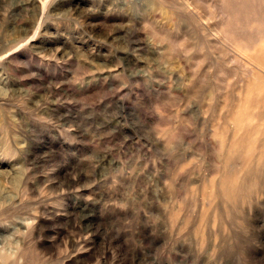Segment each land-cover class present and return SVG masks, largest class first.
<instances>
[{"label": "rangeland", "instance_id": "rangeland-1", "mask_svg": "<svg viewBox=\"0 0 264 264\" xmlns=\"http://www.w3.org/2000/svg\"><path fill=\"white\" fill-rule=\"evenodd\" d=\"M262 17L0 0V264H264Z\"/></svg>", "mask_w": 264, "mask_h": 264}, {"label": "bare ground", "instance_id": "bare-ground-1", "mask_svg": "<svg viewBox=\"0 0 264 264\" xmlns=\"http://www.w3.org/2000/svg\"><path fill=\"white\" fill-rule=\"evenodd\" d=\"M249 14H250V13H249ZM257 16H258V15H257ZM259 18H260V17H259ZM262 18H263V17H262ZM263 19H264V18H263ZM252 23H253V22H252ZM242 24H243V23H242ZM242 24H241V25H242ZM248 24H249V23H248ZM248 27H250V26H248ZM242 28H243V27H242ZM252 28H253V27H252ZM245 29H246V28H245ZM253 29H254V28H253ZM253 29H252V30H253ZM250 30H251V28H250ZM256 30H257V29L255 28V31H256ZM241 31H242V30H241ZM244 31H245V30H244ZM255 31H254V33H253V31H252V34H255ZM243 33H245V32H243ZM242 35H243V34H242ZM255 35H256V34H255ZM237 36H239V35H237ZM237 36H236V37H237ZM234 37H235V36H234ZM238 39H239V38H238ZM247 40H248V39H247ZM239 41H240V40H239ZM254 43H255V42H253V44H254ZM237 44H238V43H237ZM237 46H238V45H237ZM240 46H241V45H240ZM231 48H232V47H231ZM233 48H234V47H233ZM242 48H243V47H242ZM237 49H238V48H237ZM245 49H246V48H245ZM247 49H248V48H247ZM247 49H246V50H247ZM241 50H242V49H241ZM250 50H251V48H250ZM249 64H250V63H249ZM249 71H250V70H249ZM22 226H23V224H22Z\"/></svg>", "mask_w": 264, "mask_h": 264}]
</instances>
